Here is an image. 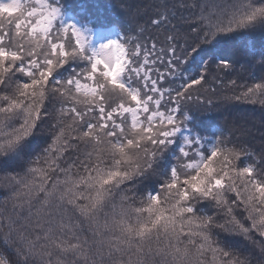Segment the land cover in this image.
Masks as SVG:
<instances>
[{"label": "snow or ice", "instance_id": "6c2138e0", "mask_svg": "<svg viewBox=\"0 0 264 264\" xmlns=\"http://www.w3.org/2000/svg\"><path fill=\"white\" fill-rule=\"evenodd\" d=\"M175 7L145 5L140 35L158 31L141 42L66 18L59 0L0 3V264H253L235 238L264 264V150L205 135L192 107H213L209 78L233 70L200 52L264 33V0H180L182 23ZM228 83L241 90L225 99L264 105V73Z\"/></svg>", "mask_w": 264, "mask_h": 264}, {"label": "trees", "instance_id": "16d2710c", "mask_svg": "<svg viewBox=\"0 0 264 264\" xmlns=\"http://www.w3.org/2000/svg\"><path fill=\"white\" fill-rule=\"evenodd\" d=\"M11 0H0V3H9ZM151 0H59L67 13L66 18H72L75 21L88 22L93 29H115L121 33L133 35L141 42L147 41L148 37L155 35L157 29L150 28L140 35V26L147 20V15L144 13L145 5ZM187 2V0H185ZM207 4L208 9L218 0H202ZM175 4L176 20L173 23H182V17L188 15V11L180 7V0H173ZM186 31V29H182ZM108 36H101L96 33L91 38V45L98 47ZM160 39H163L161 35ZM255 43L258 50L264 49V33L259 31L254 34H245L241 36H229L216 41L211 49L205 48L200 52V56L205 59L208 54L215 53L219 56L228 57L233 63V70L223 72L217 71L213 75L218 76L219 80L214 81L211 77L208 88H215L216 92L205 93L213 99V107L209 108L204 105H193L197 119L202 121L210 131L205 132V135H210L219 127L225 137H229L232 143L244 145L249 151L259 153L264 150V105L259 103L253 104L250 102H237L231 99H225L233 95L234 91L241 89L233 88L229 85V81L235 80L237 86L245 83H251L253 76L259 77L264 73V68L260 66V56L253 57L249 51L252 44ZM247 46V47H246ZM159 47V45H158ZM199 59V57H197ZM179 83V81H177ZM165 87H175V84L165 83ZM119 102V101H118ZM113 102V103H118ZM49 138L48 124L41 126V130L37 132L32 141V148L38 152L42 147H45V141ZM238 166H244L245 161H238ZM8 171H12L9 169ZM15 171H21L19 167H15ZM0 175H3L0 172ZM146 191H152L153 187H158L154 184H145ZM9 194L8 190L0 187V202H3ZM258 240L259 237H256ZM232 245L239 248L244 253H250V258L253 264H261V256L258 248H254L251 242L243 241L241 238H235L231 241ZM0 251H6L9 254L11 249L0 240Z\"/></svg>", "mask_w": 264, "mask_h": 264}, {"label": "rangeland", "instance_id": "374dc122", "mask_svg": "<svg viewBox=\"0 0 264 264\" xmlns=\"http://www.w3.org/2000/svg\"><path fill=\"white\" fill-rule=\"evenodd\" d=\"M130 1H131V0H130ZM69 2L72 3L73 0H69ZM133 2H135V0H133ZM14 15H15V14H14ZM112 35H113V34H112ZM128 37H134V36H133V35H128ZM118 101H119V100H118L117 98L113 97L111 102L113 103V102H118Z\"/></svg>", "mask_w": 264, "mask_h": 264}]
</instances>
